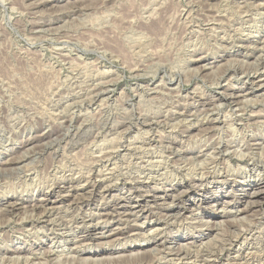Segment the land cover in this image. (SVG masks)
Returning <instances> with one entry per match:
<instances>
[{"label": "rangeland", "instance_id": "rangeland-1", "mask_svg": "<svg viewBox=\"0 0 264 264\" xmlns=\"http://www.w3.org/2000/svg\"><path fill=\"white\" fill-rule=\"evenodd\" d=\"M259 84L264 0H0V264H200L234 233L264 255L238 152L264 161Z\"/></svg>", "mask_w": 264, "mask_h": 264}, {"label": "bare ground", "instance_id": "bare-ground-1", "mask_svg": "<svg viewBox=\"0 0 264 264\" xmlns=\"http://www.w3.org/2000/svg\"><path fill=\"white\" fill-rule=\"evenodd\" d=\"M221 10V9H220ZM244 15V14H243ZM196 16V15H195ZM233 16V15H232ZM253 18V17H252ZM210 23V22H209ZM263 24V23H262ZM29 25V24H28ZM47 29V28H46ZM240 31V30H239ZM238 32V31H237ZM242 33H243V31H242ZM236 39V38H235ZM260 40V39H259ZM252 54V53H251ZM258 58V57H257ZM199 62L198 63H205V61L204 60H202V58L200 59V60H198ZM205 67H206V64H204V65H202L201 66V68L199 69V70H204L205 69ZM75 69V68H74ZM195 70V69H194ZM147 71V70H146ZM205 71V70H204ZM101 74V73H100ZM243 75V74H242ZM69 78V77H68ZM161 83V82H160ZM111 84V83H110ZM107 85V84H106ZM94 87V86H93ZM165 87V86H164ZM177 87V86H176ZM256 87L258 88V89H260L261 87H264V84H259V85H256ZM73 90V89H72ZM152 92V91H151ZM155 92V91H154ZM60 93V92H59ZM178 93V92H177ZM120 95V94H119ZM89 96V95H88ZM257 97V96H256ZM118 98V97H117ZM157 98V97H156ZM242 98H244V97H242ZM248 100H250V99H248ZM248 100H247V102L246 103H248ZM253 100V99H252ZM252 100H250V101H252ZM103 101V100H102ZM153 101V100H152ZM210 101V100H209ZM246 101V100H245ZM249 101V102H250ZM255 101V100H254ZM104 102H105V100H104ZM212 102V101H211ZM218 102L219 103H221V102H229V103H231L232 105L234 104L235 106L234 107H239V105H241V102H244L243 100L240 102L237 98H228V97H223V96H221V97H219V99H218ZM253 102V101H252ZM163 103V102H162ZM246 103H244V104H246ZM21 104V103H20ZM208 104V103H207ZM215 104V103H214ZM249 104V103H248ZM251 104V103H250ZM157 105H158V103H157ZM172 105V104H171ZM223 105V104H222ZM28 106V105H27ZM155 106V105H154ZM212 106H213V104H212ZM217 106H219V105H217ZM221 106V105H220ZM68 107V106H67ZM104 108V107H103ZM216 109V108H215ZM241 109V108H240ZM72 111V110H71ZM244 111V110H243ZM243 111H237V113L239 114V113H242ZM73 112V111H72ZM232 112V111H231ZM26 113V112H25ZM236 113V114H237ZM28 114V113H27ZM62 114H64V113H62ZM235 114V113H234ZM83 117V116H82ZM241 117H242V115H241ZM251 117V116H250ZM19 119V118H18ZM239 119V118H238ZM238 119H236L237 121H238ZM216 118L214 119V120H212L210 123L213 125V124H218V120H216ZM223 120V119H222ZM250 120V119H249ZM257 120H259V119H257ZM256 120V121H257ZM248 121V120H247ZM115 122V121H114ZM240 122V121H239ZM209 123V124H210ZM111 124V123H110ZM210 124V125H211ZM227 124V123H226ZM209 125V126H210ZM230 125V124H229ZM208 126V125H207ZM232 126V125H231ZM47 127V126H46ZM110 127V126H109ZM208 128V127H207ZM215 128V127H214ZM210 129V128H209ZM87 130V129H86ZM111 130V129H110ZM233 130V129H232ZM230 131V130H229ZM114 133V132H113ZM173 136V135H172ZM206 138V137H205ZM158 139V138H157ZM181 139V138H180ZM3 140V139H2ZM139 142V141H138ZM110 144V143H109ZM106 145V144H105ZM108 145V144H107ZM138 147V146H137ZM92 148V147H91ZM225 148H226V146H225ZM237 148V147H236ZM235 148V149H236ZM259 148L260 147H258V144H256V142H255V140L254 139H250L249 140V142L247 143V146H246V148H244V149H240L238 152H239V155H240V158H244V157H246V159H247V161H248V163H250V167H252L254 170H256V171H258V172H261L263 175H264V161L263 160H261L260 158H262V157H258L257 156V154H256V151H258L259 150ZM213 150V149H212ZM237 150V149H236ZM104 151V150H103ZM235 151V150H234ZM261 151V150H260ZM222 152H223V150H222ZM226 152H227V149H226ZM259 152V151H258ZM24 154V153H23ZM148 154V153H147ZM233 155H235V153H232L231 154V156H233ZM230 156V155H229ZM236 156H238L237 154H236ZM263 156V155H262ZM223 157V156H222ZM239 157V156H238ZM238 157H236V159L238 158ZM59 158V157H58ZM230 158V157H229ZM239 159V158H238ZM155 161V160H154ZM157 161V160H156ZM37 162V161H36ZM131 162V161H130ZM114 163V162H113ZM226 163V162H225ZM98 164V163H97ZM125 164V163H124ZM14 168V167H13ZM128 168V167H127ZM200 168V167H199ZM198 168V169H199ZM244 168V167H243ZM83 169V168H82ZM117 170V169H116ZM248 170V169H247ZM203 172V171H202ZM258 172H257V174H258ZM172 173V172H171ZM251 173V172H250ZM98 174V173H97ZM100 175V174H99ZM122 175V174H121ZM138 175V174H137ZM258 175H260V173L258 174ZM55 176V175H54ZM256 177V176H255ZM261 177H262V175H261ZM187 178V177H186ZM256 178H258V177H256ZM100 180V179H99ZM263 180H264V178H258V183H259V187H260V185H262L263 184ZM154 182V181H153ZM11 184V183H10ZM256 186H258V185H256ZM104 187V186H103ZM81 188V187H80ZM86 188V187H85ZM99 188V187H98ZM77 189V188H76ZM88 189V188H87ZM92 189L93 190H96L97 189V186H92ZM62 190V189H61ZM79 190V189H78ZM74 191V190H73ZM264 191V190H263ZM260 192H262V191H260ZM66 193V192H65ZM258 193H259V191H258ZM78 194V193H77ZM84 194H85V192H84ZM253 194V193H252ZM256 194H257V192H256ZM260 194V193H259ZM82 195V194H81ZM248 195H250V194H248ZM74 196V195H73ZM252 196V195H251ZM76 197V196H75ZM74 198V197H73ZM76 199H77V197H76ZM86 199V198H85ZM63 200H65L64 199V196L60 199V201L59 202H63ZM79 200V199H78ZM124 200H126V201H130V198H125ZM251 200V199H250ZM59 202H57V201H50V199L49 200H46L44 203H41V202H38V203H33V205H29L31 208H32V210H38V209H40V208H44L45 210H48V211H51L52 210V205H55V204H57V203H59ZM85 202V201H84ZM257 202H259V200L257 201ZM87 203V202H86ZM129 203V202H128ZM122 204V203H121ZM252 204H255V202H252L251 203V205ZM250 205V206H251ZM21 206H22V204L21 203H15V204H7V208L6 209H8V211L9 212H14V211H17V210H19L20 208H21ZM50 206V207H49ZM105 207V206H104ZM153 207V206H152ZM263 209V208H262ZM260 211V210H259ZM244 213V212H243ZM264 214V213H263ZM262 214V215H263ZM110 216V215H109ZM172 217V216H171ZM258 217H259V215H258ZM261 218V217H260ZM175 220V219H174ZM256 220H257V218H256ZM243 221H245V220H243ZM253 221V220H252ZM256 222V221H255ZM260 222V221H259ZM246 223V222H245ZM252 224H254L253 222H251ZM259 224V223H258ZM263 224V223H262ZM249 225V224H248ZM95 226V225H94ZM222 226V225H221ZM241 226L242 225H240L239 226V228H241ZM254 226H256V225H254ZM261 226V225H260ZM229 227V226H228ZM235 227H237L236 225H235ZM235 227H233V228H235ZM257 227V226H256ZM218 228V227H217ZM259 229H260V227H258ZM162 229V228H161ZM224 229V228H223ZM238 229V228H237ZM245 228H241L240 229V231L239 232H241V230H244ZM258 229V230H259ZM262 229V231H263V229L264 228H261ZM88 231L87 232H92L93 231V229H87ZM257 230V231H258ZM38 231V230H37ZM234 231V230H233ZM261 231V230H260ZM261 231V232H262ZM104 232V231H103ZM102 232V233H103ZM152 232V231H151ZM246 232V231H245ZM101 233V234H102ZM227 233H228V236H229V231H227ZM237 233V232H236ZM61 234V233H60ZM230 234H233V232L231 233V231H230ZM239 234H241V233H239ZM254 234V233H253ZM249 235V234H248ZM100 236V235H99ZM219 236V235H218ZM233 236V238H230V236H229V239H226V240H223V241H219V242H216V243H213V244H210L206 249L208 250L207 252H206V254H205V257H200V259H199V263L200 264H224V263H221V260H220V258L221 257H224V262L225 263H227V264H230V263H232V264H237V263H235L236 261H242V260H244V262H243V264H252V263H255V262H257V264H258V262H261V261H263L264 260V255H261V254H258V255H256V254H252V253H250V249H249V247H251V246H254V245H256V246H259V244L258 243H256V239H252L251 237H250V239H247L246 237H243L242 235H238L237 234V236H235V233L232 235ZM252 236V235H251ZM255 237V236H254ZM259 237V236H258ZM105 238V237H104ZM224 238H226V236L224 237ZM261 238H262V236H261ZM153 240V239H152ZM209 241V240H208ZM253 241V242H252ZM263 241V240H262ZM259 242H261V241H259ZM203 243V242H202ZM205 243H207V242H205ZM202 245V244H201ZM199 246V245H198ZM205 246H207L206 244H205ZM169 247V246H168ZM187 247V246H186ZM200 247V246H199ZM204 247V246H203ZM262 247V246H261ZM185 248V247H184ZM183 248V249H184ZM196 248V247H195ZM186 249V248H185ZM189 249V248H188ZM253 249V248H252ZM255 249H257V248H254V250ZM259 249V248H258ZM262 249V248H261ZM196 250V249H195ZM198 250H202L201 249V247L198 249ZM252 251V250H251ZM260 251V250H259ZM169 252V251H168ZM198 253V255H199V252H197ZM52 254V253H51ZM193 254V253H192ZM202 254H203V252H202ZM95 255V254H94ZM201 255V254H200ZM204 255V254H203ZM186 256V255H185ZM197 256V255H196ZM17 258V257H16ZM198 258V257H197ZM35 261V260H34ZM179 261V260H178ZM189 261V260H188ZM223 261V260H222ZM147 263V262H146ZM184 263H185V261H184ZM188 263V262H187ZM191 263H192V261H191ZM196 263V262H195ZM239 263V262H238ZM33 264V263H32ZM193 264V263H192ZM240 264V263H239Z\"/></svg>", "mask_w": 264, "mask_h": 264}]
</instances>
